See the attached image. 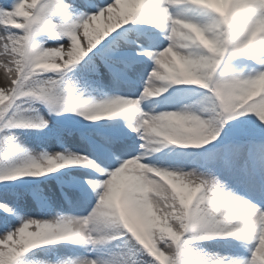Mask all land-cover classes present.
<instances>
[{"label": "snow or ice", "instance_id": "obj_1", "mask_svg": "<svg viewBox=\"0 0 264 264\" xmlns=\"http://www.w3.org/2000/svg\"><path fill=\"white\" fill-rule=\"evenodd\" d=\"M0 264H264V0H0Z\"/></svg>", "mask_w": 264, "mask_h": 264}, {"label": "rangeland", "instance_id": "obj_2", "mask_svg": "<svg viewBox=\"0 0 264 264\" xmlns=\"http://www.w3.org/2000/svg\"><path fill=\"white\" fill-rule=\"evenodd\" d=\"M102 22V21H101ZM100 22V23H101ZM49 43H52V42H49ZM83 91V96L81 97L82 99H86V98H88V96L90 95V93H89V91L88 90H86V89H83L82 90ZM105 91H107V89H105ZM91 95H96V93H91ZM154 99H159V98H154ZM150 107L151 108H156V110L157 111H159L160 109L157 107V105L156 104H150ZM41 110V112H42V109H40ZM146 111L148 110V109H145ZM43 113V112H42ZM45 114V113H44ZM32 141H30L29 142V144H28V146L29 147H31L32 146V143H31ZM41 150H47V151H53V150H59L58 148H56V149H53L52 147H47V148H43V149H37V151H41ZM73 150H76L75 149V146L73 147ZM162 151H168V149L167 148H165V149H162ZM157 156L159 155V153H157L156 154ZM61 171H63V170H61ZM28 179H32V178H28ZM43 179V178H42ZM29 200H30V198H28ZM32 208H33V211L32 212H30L29 214H31V215H38V214H40L41 212H42V207L41 208H38V206L35 204V203H33L32 204ZM83 214H86V213H83ZM206 244H208V245H212V244H215V241L214 242H211V243H206Z\"/></svg>", "mask_w": 264, "mask_h": 264}, {"label": "bare ground", "instance_id": "obj_3", "mask_svg": "<svg viewBox=\"0 0 264 264\" xmlns=\"http://www.w3.org/2000/svg\"><path fill=\"white\" fill-rule=\"evenodd\" d=\"M104 23H106V20H102V22L100 23V25L102 26Z\"/></svg>", "mask_w": 264, "mask_h": 264}]
</instances>
